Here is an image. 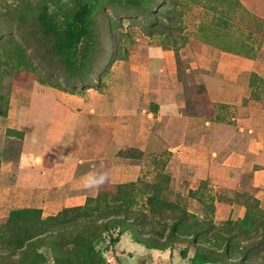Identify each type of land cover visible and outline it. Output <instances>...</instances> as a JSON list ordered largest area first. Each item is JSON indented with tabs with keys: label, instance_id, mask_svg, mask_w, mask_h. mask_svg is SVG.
Listing matches in <instances>:
<instances>
[{
	"label": "crops",
	"instance_id": "1",
	"mask_svg": "<svg viewBox=\"0 0 264 264\" xmlns=\"http://www.w3.org/2000/svg\"><path fill=\"white\" fill-rule=\"evenodd\" d=\"M257 9L262 13L257 12L255 23L264 31L263 8ZM232 38L245 44V51L137 45L118 59L117 74L101 84L77 87L79 93L13 86L7 114L0 117V219L15 209H39L46 218L83 206L97 196L106 164L110 184L137 182L145 173L144 156L157 155L158 135L171 130L176 107L181 142L168 151L183 164L204 166L213 155L223 166L249 170L254 197L264 208V86L252 85L254 78L264 80V40L259 45L254 38ZM178 60L186 61L185 73H194L196 87L204 91L219 120L245 140L244 150L233 148L232 138L217 145L223 137L219 131L186 142L195 123L203 121L211 128L215 123L200 113H185L186 103L177 106L171 100L178 92L170 94L160 84L167 78L179 80ZM8 129L14 132L6 134ZM125 149L140 154L119 156Z\"/></svg>",
	"mask_w": 264,
	"mask_h": 264
},
{
	"label": "rangeland",
	"instance_id": "2",
	"mask_svg": "<svg viewBox=\"0 0 264 264\" xmlns=\"http://www.w3.org/2000/svg\"><path fill=\"white\" fill-rule=\"evenodd\" d=\"M83 1H92L95 4L92 21L101 35L102 42L111 44L110 47L114 50L121 45L123 52L134 50L137 45L146 49L154 44L163 49L178 50L188 46L192 50H199L204 46H212L240 52L245 51V44H238L232 35L238 34L244 42L254 38L252 41H257L259 45H262L264 40V34L261 33L264 31H260V25L255 23V20L259 19L257 12L262 13L257 11V7H262L264 12V0H160L157 4L156 1L159 0H143L145 7L151 8L152 14L149 17L142 13V10L134 8L131 0H0V53L3 56L0 62V102L3 107L15 85L32 89L48 86L58 93L81 92L77 88H70L61 70L54 68L61 66L58 56L53 53L54 40L39 32V17L48 14L62 23L79 9V3ZM152 16L153 19L150 20ZM156 20V24L152 25ZM150 26L156 29L150 31L151 37H148L147 27ZM255 32L257 37L253 36ZM37 51L45 59L43 65L34 57ZM76 57L83 58L80 50ZM118 57L114 56L110 65L107 64V67L104 66V69L100 70L95 84H101L103 79L117 74L120 67ZM177 57L180 58V55ZM178 61L179 80L172 82L167 78L160 84L168 89L170 94L173 90L178 92L171 100L177 106L182 102L186 103V108L183 109L185 113L190 116L200 113L207 122L215 123L212 128L204 125L203 121L195 123L194 133L186 142L196 143L203 133L207 139V135L211 136L219 131V135L223 137H218L217 145L232 138L233 148L244 150L245 140L231 132L228 122L219 120L220 116H216L204 91L196 87L194 73H185L186 61ZM176 84L182 87V92L181 88L174 87ZM177 111L176 107L174 120L168 125L171 130H163L158 135V154L144 156L145 173L135 187L123 189L135 200L133 208L147 211L146 196L156 191L162 200L186 211L191 220H210L215 225H222L227 219L240 223L239 221L246 217L245 213L250 211L252 215H259L257 217L261 218V222L249 229L246 235L238 234L234 245L239 249L243 244L258 240L260 233L264 231V219L259 211L264 212V208H255L256 198L251 186V172L247 169L223 166L221 160L213 155L204 166L180 162L168 151L170 145L181 142ZM217 123L221 128H213ZM163 210L168 215H176L175 210H167L164 207ZM153 225H156L157 230L161 229L158 223ZM150 227L146 224L145 229ZM153 236L161 241L165 240L164 236ZM188 238L173 248L150 249L134 242L132 235L125 232L115 245L109 244V237L106 236L96 244V249L111 264H191L190 258L195 250L187 245ZM200 243L212 246L211 242ZM182 250H187L186 258L181 257ZM40 251L44 254L45 264H53V254L50 250L41 248ZM238 256L237 252L233 258ZM259 257L264 259L263 247Z\"/></svg>",
	"mask_w": 264,
	"mask_h": 264
},
{
	"label": "trees",
	"instance_id": "3",
	"mask_svg": "<svg viewBox=\"0 0 264 264\" xmlns=\"http://www.w3.org/2000/svg\"><path fill=\"white\" fill-rule=\"evenodd\" d=\"M131 1L134 8L142 10L148 17L152 14L151 8L145 7V1ZM159 2L156 1V4ZM79 5V9L62 23L48 14L39 17V32L54 40L53 53L61 64L54 68L61 70L70 88L93 84L100 70L111 63L114 56L124 59L129 53L123 52L121 45L114 50L111 44L102 42L101 35L93 26L95 4L92 1H83ZM147 29L148 37H151L150 31L156 28L150 26ZM78 50L82 52V59L76 57ZM2 57L0 53V62ZM34 57L43 65L45 59L38 51ZM252 85L264 86V80L254 78ZM8 103L9 97L4 107L0 102V117L6 116ZM13 132L6 130L9 135ZM19 136L22 138V133ZM137 154L140 152L135 149H125L120 151L119 156ZM136 184H110L106 164L97 196L88 198L83 206L64 208L58 214L46 218H42L39 209L11 210L0 219V264H45L41 248L53 254V264H111L96 249V244L108 236L109 244L115 245L125 232L132 235L134 242L150 249L173 248L189 237L187 245L195 250L190 258L191 264H264V259L259 257L260 250L264 248V231L258 240L243 244L239 249L234 245L238 234L246 235L249 229L261 222V218L257 217L259 215L247 211L240 223L227 219L222 225H215L210 220H191L186 211L162 200L156 191L146 196L147 211L135 209V200L123 189L133 188ZM255 205L260 210L257 199ZM163 207L175 210L176 215L166 214ZM260 211L264 219V212ZM154 223H158L161 229L157 230ZM146 224L151 226L150 229H145ZM153 235L164 236L165 240L161 241ZM200 241L211 242L212 246L201 244ZM237 252L239 256L233 258ZM180 255L186 258L187 250H182Z\"/></svg>",
	"mask_w": 264,
	"mask_h": 264
}]
</instances>
